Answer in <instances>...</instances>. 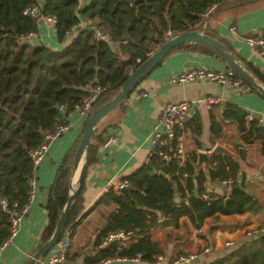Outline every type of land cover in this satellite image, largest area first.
Listing matches in <instances>:
<instances>
[{
	"label": "trees",
	"instance_id": "1",
	"mask_svg": "<svg viewBox=\"0 0 264 264\" xmlns=\"http://www.w3.org/2000/svg\"><path fill=\"white\" fill-rule=\"evenodd\" d=\"M34 1L0 0V194L10 202L18 203L24 199L27 178L31 174L27 152L36 147L44 133L59 122L58 104L66 102L70 106L78 102L84 95L83 85L93 82L104 87L91 110L98 107L116 94L120 84L147 58L148 52L165 41L166 30L177 34L204 27L205 33L213 37L214 28L209 23L212 13L253 0H89L86 3L81 1L77 11L75 0H41L40 13L55 16L56 22L52 25L55 40L64 43L59 48L42 43L31 44L28 39L16 41L18 36L37 30L36 18L22 13L23 8ZM212 1L216 3L213 12L202 20L200 13ZM78 18L87 24L64 37V31ZM90 27L98 28L109 42L94 39ZM188 45L209 53L192 43H181L170 50ZM246 67L264 86V75ZM234 74L242 84L245 83L236 72ZM244 117L245 112L234 104H226L222 112V118L234 121L244 142L252 138L260 139V153L264 156V128L256 125L255 121L246 122ZM81 131L54 170L44 207L46 222L39 233L37 248L52 233L65 203L70 166ZM209 131L211 137L220 134L219 122L212 117ZM101 140L96 130L89 136L84 158L87 166L96 160L95 141ZM239 154L243 158V153ZM194 161L195 155L191 153L178 168V172H187L184 187L172 175L176 169L174 162L164 166L150 162L154 170L142 163L120 179L131 188L129 196L122 191H113L111 187L99 195L91 208L103 204L116 207L98 228L95 237L97 252L87 262L92 264L112 256L118 246L121 255L141 252L144 259L151 260L161 253L158 242L150 237V228L159 218H162V226L176 228L178 220L185 217L194 228H199L209 217L244 212L255 214L261 209L258 200L253 199L245 189L243 174H238V167L230 158L211 155L208 174L205 176L200 172L196 177H193ZM235 175L238 180L233 181L228 196L224 197L210 186V195L214 197L208 200L200 198L205 183ZM83 187L82 179L64 227H75L80 221L82 215L78 214L82 208ZM184 189L189 193L185 201L182 199ZM175 193L179 194L176 196ZM146 217L149 220L147 224L144 222ZM119 229L133 230L126 244L120 245V240L114 239L97 248L107 233ZM6 233V215L0 211V240L5 238ZM258 240L264 242V233ZM240 263L250 264L249 255L241 257Z\"/></svg>",
	"mask_w": 264,
	"mask_h": 264
},
{
	"label": "crops",
	"instance_id": "2",
	"mask_svg": "<svg viewBox=\"0 0 264 264\" xmlns=\"http://www.w3.org/2000/svg\"><path fill=\"white\" fill-rule=\"evenodd\" d=\"M88 1L82 0L83 3ZM209 23L214 28L213 37L222 42L245 68L248 66L250 71L256 70L264 75V54L248 47L243 41V36L246 35H264V0L231 5L218 13H212ZM82 24L84 27L87 22L82 20ZM231 24L235 27L236 35H231L227 31V27ZM34 33V36L28 38L31 44L42 43L52 48L64 45L55 40L52 26L37 22V30ZM188 46L170 50L160 63L97 124L96 134L101 135L102 140L106 135H112L114 141L107 146L101 145L102 140L95 141L96 160L86 167L83 176L82 208L78 214L82 216L74 227L71 246L66 257L59 264H91L87 260L95 256L96 247L93 248L92 255L83 254V251L91 237L93 235L96 237L98 228L104 224L107 215L114 210V205L103 204L95 208L91 206L97 197L105 192L106 187L119 183L123 176L146 162L150 130L161 106L207 95L219 97L221 103L208 109L202 107L191 119L182 135L184 152L195 155L197 150H204L208 154L215 143L229 150L242 152L243 160L250 171L249 173L238 172V174H243L245 189L253 199L258 200L261 209L255 214L244 212L209 217L199 228H194L185 217L178 220L176 228L162 226L160 224L162 218H159L150 228V237L158 242L160 254L168 262L177 253L199 252L202 248L208 247V252L199 253L196 259L197 264H241V257L247 255H249L250 264H264V242L258 240L260 235L243 236L244 230L250 227H264V177L262 175L264 174V156L260 153L261 141L252 138L249 142H244L234 121L222 118L225 105L234 104L238 109L251 112L254 118L264 122V98L256 88L246 82L241 83L238 89L206 80L181 85L172 84L170 79L176 72L194 66H183L188 61H196L200 67L208 64L209 68H226L225 63L212 54ZM252 76L259 82L253 74ZM141 92L146 95H141ZM65 117L71 125L50 144L47 154L35 169L36 192L33 203L21 222L19 232L0 255V264H27L37 249L39 233L46 222L44 207L54 170L80 133L79 123L75 122V115L68 111ZM211 117L220 125V134L216 137L210 136ZM76 174L77 172H74L70 180L72 187L76 186ZM216 182L205 183V190L209 191V187L213 186L220 191L215 186ZM178 194L175 193L176 196ZM148 221L146 217L144 222L147 224ZM226 240H231L232 243L224 245ZM127 241L128 238L121 239L120 245L126 244ZM92 264L145 263H130L114 259Z\"/></svg>",
	"mask_w": 264,
	"mask_h": 264
},
{
	"label": "built area",
	"instance_id": "3",
	"mask_svg": "<svg viewBox=\"0 0 264 264\" xmlns=\"http://www.w3.org/2000/svg\"><path fill=\"white\" fill-rule=\"evenodd\" d=\"M82 0H75V11L78 10ZM42 2L41 0H35L28 6L24 7L22 13L31 18H36L37 22H41L45 26H52L55 24L56 19L53 14H41ZM216 3H212L202 12L200 16L202 20L207 19L210 13L213 12ZM78 16V13L76 12ZM82 20H78L71 24L68 29L63 33L64 37L73 32L76 28L82 27ZM92 36L96 40H101L104 42H109L106 36L96 27H90ZM199 31L204 30V27L198 29ZM227 31L231 35H236L235 27L231 24L227 27ZM35 33L31 32L25 36H18L16 38L17 42H22L29 37L34 36ZM174 35L169 29L164 32L165 39ZM244 43L264 54V35H246L243 36ZM151 52H148L149 55ZM212 81L222 86H230L238 89L241 85V80L237 77L233 70L226 68H209L200 66H190L176 72L170 79V82L175 85H181L192 81ZM84 95L80 98L78 102L71 104L70 106L63 102L56 106L58 111L59 122L55 126L44 133L40 143L29 150L27 155L30 160L31 174L27 178V187L25 190V196L21 203L16 201L10 202L5 196L0 194V211L6 215L7 219V233L4 239L0 240V255L3 251L11 244L13 238L19 232L21 222L24 216L27 214L29 208L31 207L35 192H36V180L34 177V171L37 168L39 162L43 160L44 156L47 154L50 144L55 141L64 131L68 129L71 125L66 121L65 114L69 111L75 115V122L82 124L88 114L91 111V106L96 100L98 95L104 90V87L96 83H86L83 85ZM141 95H146V93L141 92ZM221 103V99L217 96L207 95L197 99L182 100L175 103H166L161 106L155 122L153 123L150 130L149 146L146 152V161L153 162L158 166L167 165L169 162H174L176 169L172 172L173 176H176L178 182L184 187L185 180L187 178V172H178V168L182 166L185 160L188 159V154L184 152L183 149V139L182 135L186 129L188 123L195 116V114L202 108H210L211 106ZM245 112V121H255L256 125L264 128V122L261 119H256L253 117L251 112ZM114 141V136L106 135L101 141L102 146H107ZM264 177V174H262ZM234 180H238V177L229 176L217 181L215 186L220 189V192L224 197L228 196L232 189V184ZM128 186L125 181L113 184L105 188V191L111 187L113 191H121V187ZM189 197V193L184 189L183 191V201ZM214 196L210 195L209 191L204 190L200 198L203 200H208ZM116 206L114 205V208ZM158 221V220H157ZM264 233V227L254 226L250 227L243 232V236L253 237L261 235ZM74 234V227L67 226L63 227L58 241L49 249V251L37 261L36 264H59L66 257V253L71 246V239ZM133 234V230H123L119 229L114 232L107 233L97 244V248L105 246L108 242L114 239H124L128 238ZM231 240H226L224 245H230ZM120 247H116L114 254L100 260L99 262H109L110 260L120 259L130 263H145V264H197L196 259L200 252H208L209 248H202L199 252H185L177 253L168 262L165 260L162 254H156L151 260L144 259L141 252H135L131 255H121L119 254Z\"/></svg>",
	"mask_w": 264,
	"mask_h": 264
},
{
	"label": "water",
	"instance_id": "4",
	"mask_svg": "<svg viewBox=\"0 0 264 264\" xmlns=\"http://www.w3.org/2000/svg\"><path fill=\"white\" fill-rule=\"evenodd\" d=\"M184 43H192L201 48L207 50L217 59L223 61L225 65L237 73L248 85L256 88L259 94L264 98V87L256 81L252 74L243 66V64L238 60V58L228 50V48L219 40L205 33L203 30H187L172 35L171 37L165 39L154 51H152L147 58L140 62L127 76V78L120 84L116 94L110 98L108 101L102 103L98 107L92 109L88 114L86 120L78 125L80 128L81 136L77 143V146L73 153V158L70 166V177L68 180V194L65 200V203L58 215L56 220L55 227L50 234V236L42 243L29 258L27 264H36L39 259H41L49 249L58 241L60 234L63 230V227L66 223L67 213L70 209L71 203L75 198L76 193L79 190L83 179L84 169L87 167V163L84 161L85 150L88 144L89 136L95 131L99 121L110 112L126 95L129 94L136 85L145 78L151 70H153L162 60V58L170 51V49L175 46ZM115 45V43H110ZM194 65L198 66L199 63L196 61H188L183 66ZM204 67H208V64H205ZM42 133V131H41ZM223 155L230 158L238 167L239 173H249V167L244 162L243 158L238 152L227 149L226 147L215 143L211 146L208 154L204 150H197L195 152V161L192 163V168L194 175L196 177L198 173L207 175L210 169V155ZM145 164L154 170L152 163L146 161ZM76 174V186L72 187L70 180L74 174ZM159 175L167 177L166 174L157 172ZM121 191L129 196L131 188L121 187ZM95 247V235L90 239L88 246L84 249L83 254L92 255L94 253L93 248Z\"/></svg>",
	"mask_w": 264,
	"mask_h": 264
}]
</instances>
